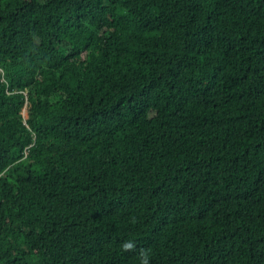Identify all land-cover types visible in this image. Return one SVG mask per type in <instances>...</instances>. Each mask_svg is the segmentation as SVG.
<instances>
[{
  "label": "trees",
  "instance_id": "obj_1",
  "mask_svg": "<svg viewBox=\"0 0 264 264\" xmlns=\"http://www.w3.org/2000/svg\"><path fill=\"white\" fill-rule=\"evenodd\" d=\"M142 254L264 264V0H0V264Z\"/></svg>",
  "mask_w": 264,
  "mask_h": 264
},
{
  "label": "clouds",
  "instance_id": "obj_2",
  "mask_svg": "<svg viewBox=\"0 0 264 264\" xmlns=\"http://www.w3.org/2000/svg\"><path fill=\"white\" fill-rule=\"evenodd\" d=\"M133 247L131 242H127L123 245V248L125 249H131ZM141 264H149L148 257L146 255L142 254L141 257Z\"/></svg>",
  "mask_w": 264,
  "mask_h": 264
}]
</instances>
